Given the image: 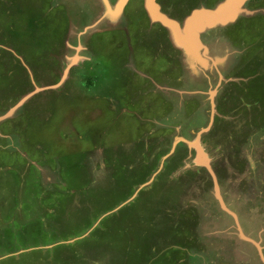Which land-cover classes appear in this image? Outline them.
<instances>
[{
    "label": "rangeland",
    "instance_id": "1",
    "mask_svg": "<svg viewBox=\"0 0 264 264\" xmlns=\"http://www.w3.org/2000/svg\"><path fill=\"white\" fill-rule=\"evenodd\" d=\"M119 1L0 0V264H264V0Z\"/></svg>",
    "mask_w": 264,
    "mask_h": 264
},
{
    "label": "bare ground",
    "instance_id": "2",
    "mask_svg": "<svg viewBox=\"0 0 264 264\" xmlns=\"http://www.w3.org/2000/svg\"><path fill=\"white\" fill-rule=\"evenodd\" d=\"M238 0H230L228 1V3H226V5L224 7H220L216 13H212L211 11H201L195 14V16H193L192 18H190L188 20V22L186 23V28L184 29V31L180 32L179 30H177L176 26L172 24V26L175 28L174 30V35L176 36L178 42L180 43V46L184 48L185 52L190 53L191 55L195 54V50H196V46H197V39H196V33L197 30H200V27H202L200 25V22L203 21L207 24L213 23L214 20H220V19H226L229 18L232 14V12L230 11V5H233L235 2H237ZM125 0H121L119 1V3L117 4V7L115 8V13H117L120 8H122V4H124ZM155 3L153 2V0H147L146 2V6L148 7V9L150 11L153 12V14L155 15H159V10H158V6L155 7ZM158 12V13H157ZM161 16V15H160ZM161 18V17H160ZM165 17L162 16V20L165 22L166 20H164ZM166 23V22H165ZM198 36V35H197ZM198 151V159H199V163L200 162H205V159L203 158V155L200 151V149L197 147L196 148ZM203 162V163H204Z\"/></svg>",
    "mask_w": 264,
    "mask_h": 264
},
{
    "label": "water",
    "instance_id": "3",
    "mask_svg": "<svg viewBox=\"0 0 264 264\" xmlns=\"http://www.w3.org/2000/svg\"><path fill=\"white\" fill-rule=\"evenodd\" d=\"M121 1V0H120ZM228 1H230V0H227L226 1V3H228ZM241 2L242 0H238L237 1V3L238 2ZM147 2V1H146ZM146 2H145V4H146ZM226 3L225 4H223L222 6H219L216 10H214V11H212V13H216L217 12V10L220 8V7H224L225 5H226ZM236 3V2H235ZM155 7H157L156 5H155ZM234 7V6H233ZM145 9H146V11H147V13H148V18L150 19V21L151 22H155V23H159V25H161L162 27H164L165 29H167V31L169 32V34H171V36H172V38H173V40H174V42H175V44H176V46H180V43L178 42V40H177V38H176V36L174 35V30L173 29H175L174 27L176 26L177 28V30H179V27H178V24L177 23H175L173 20H170V19H168L165 15H162V14H160V13H158L159 15H155V14H153V12L152 11H150L149 9H148V7L146 6L145 7ZM161 15V16H160ZM162 16H164L165 17V19L164 20H166L165 22L162 20ZM161 17V18H160ZM222 20H225V19H220V20H214L213 21V24L214 23H216V22H218V21H222ZM171 23H173L174 25V27L172 26V24ZM207 24V23H206ZM210 24H212V23H210ZM208 25V24H207ZM186 28V23L184 24V28H183V31H184V29Z\"/></svg>",
    "mask_w": 264,
    "mask_h": 264
},
{
    "label": "crops",
    "instance_id": "4",
    "mask_svg": "<svg viewBox=\"0 0 264 264\" xmlns=\"http://www.w3.org/2000/svg\"><path fill=\"white\" fill-rule=\"evenodd\" d=\"M242 3H243V2H242ZM242 3H241V4H242ZM207 235H209V233H206V236H207ZM239 235H240V234H239ZM259 258H260V257H259ZM260 259H262V258H260ZM262 262L264 263V259H262Z\"/></svg>",
    "mask_w": 264,
    "mask_h": 264
},
{
    "label": "flooded vegetation",
    "instance_id": "5",
    "mask_svg": "<svg viewBox=\"0 0 264 264\" xmlns=\"http://www.w3.org/2000/svg\"><path fill=\"white\" fill-rule=\"evenodd\" d=\"M150 25H151V24H150ZM150 25H148L149 27H148V26L146 27V30L150 28ZM156 127H157V125H156Z\"/></svg>",
    "mask_w": 264,
    "mask_h": 264
}]
</instances>
